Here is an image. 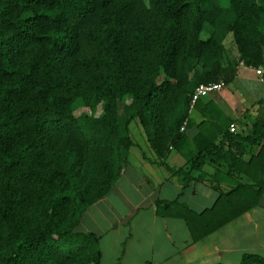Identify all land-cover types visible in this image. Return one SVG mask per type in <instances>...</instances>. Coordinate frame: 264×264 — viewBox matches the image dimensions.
I'll use <instances>...</instances> for the list:
<instances>
[{"label":"trees","instance_id":"trees-1","mask_svg":"<svg viewBox=\"0 0 264 264\" xmlns=\"http://www.w3.org/2000/svg\"><path fill=\"white\" fill-rule=\"evenodd\" d=\"M228 37L238 61L264 67V0H0V264H101L100 235L79 225L120 180L134 120L156 164L185 184L208 160L227 166L214 175L211 208L155 204L157 215L184 219L194 242L255 208L264 100L246 133L207 117L187 171L164 161L186 139L196 87L234 78ZM235 176L245 182L224 188Z\"/></svg>","mask_w":264,"mask_h":264},{"label":"crops","instance_id":"crops-1","mask_svg":"<svg viewBox=\"0 0 264 264\" xmlns=\"http://www.w3.org/2000/svg\"><path fill=\"white\" fill-rule=\"evenodd\" d=\"M228 54L234 78L190 109L184 143L170 148L164 159L169 167L189 169L196 154L194 141L200 133L199 125L207 117H225L236 124L238 132L246 133L258 114L257 103L264 100V82L252 67L238 61L233 40ZM134 143L120 180L87 209L79 225L81 232L100 235L101 264H239L245 253L264 256V194L255 208L194 242L184 219L157 215L155 204L177 200L197 213L211 208L219 196L213 187L214 175L227 171V166L208 160L185 184L182 175L156 164L159 158L147 137L143 147ZM225 178L221 182L224 188L238 180L245 182L236 176L233 181Z\"/></svg>","mask_w":264,"mask_h":264},{"label":"built area","instance_id":"built-area-1","mask_svg":"<svg viewBox=\"0 0 264 264\" xmlns=\"http://www.w3.org/2000/svg\"><path fill=\"white\" fill-rule=\"evenodd\" d=\"M241 64H244L241 62ZM251 67V66H249ZM256 74L258 75L259 79L264 82V67H252ZM227 84L224 81L219 82H210V83H203L196 87L194 91V95L192 97V104L191 109L194 107L195 103L203 97L210 96L216 92L222 90ZM189 123V118H186L182 124L181 131L185 132ZM231 132H237L236 124L232 123L230 125Z\"/></svg>","mask_w":264,"mask_h":264},{"label":"rangeland","instance_id":"rangeland-1","mask_svg":"<svg viewBox=\"0 0 264 264\" xmlns=\"http://www.w3.org/2000/svg\"><path fill=\"white\" fill-rule=\"evenodd\" d=\"M203 36L205 37L206 35L203 34ZM231 40H232V37H229V40L227 41L228 49H229V42ZM127 102L129 103L130 100H128ZM82 110L89 112V109H87V108L82 109ZM82 110H80V111H82ZM101 112H102V108H101V106H99L97 114H100ZM129 130H130V136L132 137L133 141L137 142L141 147H143V143H144V141H146V134L144 133L143 129L141 128L138 120H134L131 122ZM69 248L70 247H67V249H69Z\"/></svg>","mask_w":264,"mask_h":264}]
</instances>
